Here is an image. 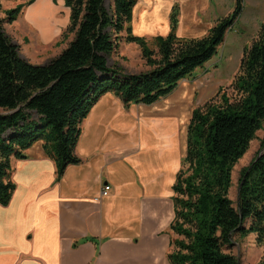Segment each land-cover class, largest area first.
Listing matches in <instances>:
<instances>
[{
	"label": "trees",
	"instance_id": "16d2710c",
	"mask_svg": "<svg viewBox=\"0 0 264 264\" xmlns=\"http://www.w3.org/2000/svg\"><path fill=\"white\" fill-rule=\"evenodd\" d=\"M32 1L3 9L0 0L1 205L8 204L15 188L11 157L24 158V150L41 140L61 176L68 165L80 162L74 152L80 124L100 96L111 92L127 107L168 95L216 54L242 9L236 0L233 11L206 34L180 37L175 32L178 5H173L168 33L155 36L149 45L132 32L137 0H64L69 16L63 34L72 38L56 56L34 64L20 55L4 31ZM121 39L139 46L148 70L125 73L107 65L106 56ZM230 87V94L224 92L191 111L185 155L172 185L169 229L175 237L170 240L169 264H240L231 252L236 238L254 233L256 242L264 244V139L239 178L238 202L228 194L233 165L264 122V21ZM256 264H264V255Z\"/></svg>",
	"mask_w": 264,
	"mask_h": 264
},
{
	"label": "crops",
	"instance_id": "0c3cea01",
	"mask_svg": "<svg viewBox=\"0 0 264 264\" xmlns=\"http://www.w3.org/2000/svg\"><path fill=\"white\" fill-rule=\"evenodd\" d=\"M25 1L11 0L9 7ZM57 1L33 0L5 25L23 26L45 45L68 21L67 7L55 19L51 5ZM42 4L49 11L43 12ZM107 93L81 122L86 129L74 149L80 162L68 165L61 176L41 140L25 149L29 159L11 157L16 188L8 204H0V264H169L175 237L169 229L172 185L185 155L190 117L158 107V100L142 104L141 111L132 108L136 104L125 107L113 93L104 105ZM105 184L108 194L96 200Z\"/></svg>",
	"mask_w": 264,
	"mask_h": 264
},
{
	"label": "rangeland",
	"instance_id": "374dc122",
	"mask_svg": "<svg viewBox=\"0 0 264 264\" xmlns=\"http://www.w3.org/2000/svg\"><path fill=\"white\" fill-rule=\"evenodd\" d=\"M10 2L11 0H3V6L11 8L9 7ZM235 3L236 0H137L130 21L132 32L145 37L148 44L151 45L155 36L168 33L172 6L178 5L176 34L180 37H200L206 34L218 19L228 16L233 11ZM105 4H108V1ZM241 4V12L227 29L216 54L202 66L196 68L191 76L179 81L177 88L171 93L158 99V102H155L158 103V107H169L175 111L179 109L181 118L185 116L189 118L195 107L202 106L209 100H217L224 92L231 93L230 84L238 72L244 51L257 38L260 24L264 21V0H241ZM51 6L55 10V14L57 12L56 17L57 15L63 17L66 6L60 0L57 1L56 6ZM67 25L68 21L66 24H61L57 36L45 45L37 43V36L35 39V35L25 31L23 26L10 28L5 25V27L8 34L17 42L21 56H27L30 62L41 64L56 56L71 40L72 34H63ZM30 30L38 34V31L33 27H30ZM122 35L125 33L122 32ZM106 59L109 67H118L125 73H139L149 69L142 58L139 46L122 39L119 41L118 47L108 54ZM110 95L111 93H107L104 99ZM108 101L107 98L104 105ZM132 108L141 111L143 105L136 104ZM146 110L147 108H144V111ZM134 114L136 118L138 113ZM31 117L38 118L33 112ZM137 117L139 118V116ZM91 121L93 122V117ZM80 127L82 132L86 129V124L82 123ZM263 139L264 122L261 128L255 132L245 153L233 165L232 182L228 194L234 202L237 198L238 181L242 171L259 154ZM24 154V158H15L29 159L32 156L29 152H24ZM231 252L238 257L240 264H256L264 255V244L259 245L256 242V234L250 233L236 238Z\"/></svg>",
	"mask_w": 264,
	"mask_h": 264
},
{
	"label": "built area",
	"instance_id": "2783aa9c",
	"mask_svg": "<svg viewBox=\"0 0 264 264\" xmlns=\"http://www.w3.org/2000/svg\"><path fill=\"white\" fill-rule=\"evenodd\" d=\"M109 190H110V185L105 184V185L103 186V188L101 189V192L99 193V195H98L97 197H95V199H96V200H99V199H101L103 196H106V195L108 194Z\"/></svg>",
	"mask_w": 264,
	"mask_h": 264
},
{
	"label": "bare ground",
	"instance_id": "6f19581e",
	"mask_svg": "<svg viewBox=\"0 0 264 264\" xmlns=\"http://www.w3.org/2000/svg\"><path fill=\"white\" fill-rule=\"evenodd\" d=\"M41 3H42V1H40ZM39 3V2H38ZM42 6H43V4H42ZM50 8V7H49ZM46 5H44L43 7H41V9L43 10V12H45L46 10H48L49 9ZM52 8V7H51ZM30 11H31V9H30ZM49 11V10H48ZM47 11V12H48ZM34 13V12H33ZM36 13V12H35ZM32 14V13H31ZM47 15V14H46ZM43 16V15H42ZM35 18V17H34ZM31 19H33V18H31ZM40 19V18H39ZM55 19H57V17L55 18ZM34 20V19H33ZM59 21V20H58ZM52 22V21H51ZM38 24V23H37ZM39 25H40V22H39ZM38 25V26H39ZM40 27V26H39ZM44 29V28H43ZM45 33L46 34H50V28L49 27H47V26H45Z\"/></svg>",
	"mask_w": 264,
	"mask_h": 264
},
{
	"label": "water",
	"instance_id": "95a60500",
	"mask_svg": "<svg viewBox=\"0 0 264 264\" xmlns=\"http://www.w3.org/2000/svg\"><path fill=\"white\" fill-rule=\"evenodd\" d=\"M240 184H241V183H239V185H238V189H237V199H236L237 202H238V191H239V188H240Z\"/></svg>",
	"mask_w": 264,
	"mask_h": 264
}]
</instances>
